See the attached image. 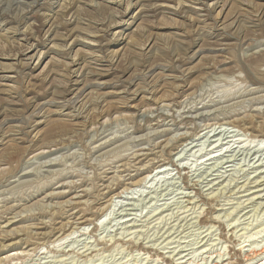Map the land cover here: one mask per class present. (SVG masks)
Returning <instances> with one entry per match:
<instances>
[{
	"label": "rangeland",
	"instance_id": "rangeland-1",
	"mask_svg": "<svg viewBox=\"0 0 264 264\" xmlns=\"http://www.w3.org/2000/svg\"><path fill=\"white\" fill-rule=\"evenodd\" d=\"M260 132L264 0H0V264H244Z\"/></svg>",
	"mask_w": 264,
	"mask_h": 264
},
{
	"label": "bare ground",
	"instance_id": "bare-ground-1",
	"mask_svg": "<svg viewBox=\"0 0 264 264\" xmlns=\"http://www.w3.org/2000/svg\"><path fill=\"white\" fill-rule=\"evenodd\" d=\"M129 5V4H128ZM129 10V9H128ZM86 46V45H85ZM31 47V46H30ZM29 47V48H30ZM89 47V46H88ZM124 49V48H123ZM38 56V55H37ZM9 79V78H8ZM232 125V124H231ZM182 137V136H181ZM180 137V138H181ZM253 137V136H252ZM255 137V136H254ZM253 137V138H254ZM255 138H262V141H264V133H262V132H260V134H259V136H256ZM181 139H183V138H181ZM180 140V139H179ZM185 140V139H184ZM184 140H182L183 142H185ZM178 141V140H177ZM178 143V142H177ZM176 145V144H175ZM179 146V145H178ZM175 147V146H174ZM186 147V146H185ZM193 149V148H192ZM171 155V154H170ZM173 155V154H172ZM171 164H173V161H171ZM157 165V166H156ZM168 164L166 163V164H159V162H157V163H155L154 165H152V166H154V168H153V170L155 169V171H156V173H158V174H160V173H162L163 171H166V170H164V168H165V166H167ZM156 166V167H155ZM148 170V169H147ZM152 170V169H151ZM148 172V171H147ZM151 173H152V171L148 174V175H146V176H144L142 179H140L139 181H137V182H135V183H131V184H126L127 185V187H125V188H123V190L120 192V193H118L117 192V195H116V198H121L122 197V195L123 194H128L130 191L132 192L135 188H138V187H141V186H143V185H145L146 184V181H147V179L151 176ZM158 174H156V175H158ZM132 182V181H131ZM113 204H114V200H113V197H111L108 201H107V203H106V205L104 206V208L102 209V211H103V217L101 216V218H99L98 220H96V222H99L101 219H103L105 216H106V213L108 212V211H110L111 210V208H112V206H113ZM101 211V212H102ZM87 221H90V220H83V218H80V221H79V224H81V225H83V226H85V224L87 223ZM98 224V223H97ZM95 226H98V225H96L95 224ZM86 228V227H85ZM80 228H78V229H76V232H78V230H79ZM69 230V229H68ZM18 233V232H17ZM74 233H75V230H74ZM74 233H73V231H71V232H68V234L67 235H64V233H62L52 244L54 245L53 247H55V244H60L61 242H63L64 243V241L66 240V239H70L71 238V240L73 239L72 238V235H74ZM81 233V232H80ZM14 235V234H13ZM18 243H13V244H10V245H8L9 247L10 246H15V245H17ZM48 245V244H47ZM58 246H60V245H57V247ZM62 246V245H61ZM19 248V247H18ZM56 248V247H55ZM258 248V247H257ZM260 248V247H259ZM253 249V248H252ZM249 252V251H248ZM249 258H248V256H247V259H245L246 260V262L244 263V264H264V247H262L260 250H256V248L254 249V250H251V252H249ZM18 255V254H17ZM10 256V255H9ZM253 262V263H252Z\"/></svg>",
	"mask_w": 264,
	"mask_h": 264
}]
</instances>
